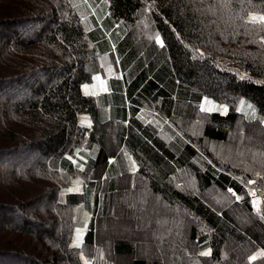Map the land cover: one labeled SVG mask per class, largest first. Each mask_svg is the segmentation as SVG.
<instances>
[{
  "label": "trees",
  "instance_id": "obj_1",
  "mask_svg": "<svg viewBox=\"0 0 264 264\" xmlns=\"http://www.w3.org/2000/svg\"><path fill=\"white\" fill-rule=\"evenodd\" d=\"M250 12L264 14V0H0V264H82L85 249L95 250L92 264H115L119 256L149 264L131 240L115 239L109 252L96 244L97 220L115 209L120 181L127 187L130 178L125 152L154 196L190 214V247L170 239L158 243L164 252L191 264H249L264 251V218L246 194L247 180L260 173L264 215V163L245 167L252 156L243 144L251 128L264 137V31L245 24ZM113 45L123 79H111L108 94L85 95L82 85ZM203 97L228 113H201ZM241 99L254 120L235 110ZM233 131L235 143L226 145ZM76 155L83 171L67 159ZM185 169L195 195L170 182ZM72 174L89 180L78 193L66 191ZM214 188L229 199L227 208L200 197ZM234 210L251 224L240 227ZM77 228L79 249L70 247ZM233 243L241 256L229 251Z\"/></svg>",
  "mask_w": 264,
  "mask_h": 264
},
{
  "label": "rangeland",
  "instance_id": "obj_2",
  "mask_svg": "<svg viewBox=\"0 0 264 264\" xmlns=\"http://www.w3.org/2000/svg\"><path fill=\"white\" fill-rule=\"evenodd\" d=\"M117 59L118 56L114 50L111 56H106L98 59L97 68L95 71H93L92 77L95 75H101L102 78L107 81L108 89L109 84L111 83V79L122 76V68L120 62L118 66L115 63ZM109 66L112 67L114 75L108 74ZM84 85L89 86L88 91L95 90L99 93L98 95L104 93L108 94L109 92L101 91L98 87L99 82L93 81V79L91 80V82L84 83L82 85L81 89L83 93L85 92ZM93 85H97V87L93 89ZM82 116L87 117V115H79V122ZM112 130L108 131V139L115 138L114 128H112ZM192 135L194 136V133ZM236 135V131H233L229 137V142L226 145H231L232 142L235 143ZM243 144L248 146V148L250 149V154L252 156V161L250 160V164L252 165L248 164L247 166H245L243 164V166L248 167L258 165L257 167H260L259 164H256L255 160H262V162L264 163V137L259 133L258 130H256L255 128H251L250 130H248V132H246V136L243 139ZM137 167L139 171L140 166L138 164ZM245 167H242L241 165V168L247 170V168ZM138 171L135 174H132L129 169L124 170V172L126 174H129L130 176V178H128L127 187L124 185L123 180L120 181V185L118 187L120 189V192L116 199L117 205H115V209L109 212L108 217L97 220V247H104L109 252L115 239L131 240L136 245V256L138 258L146 260L149 264L154 263V261L156 260L160 262V264H191L188 262L192 261L191 258H186V255H178L177 257H175L170 253L164 252V250L160 248V246H158V243H164L166 242V240L169 241L170 239H177L179 243H182L183 246L189 248L190 246L188 245V231L192 224V221L190 223V214L186 210L180 209L176 206H172L171 204L166 203L162 198L154 196L150 192L151 190L149 189L145 178L140 175V177L136 176ZM253 179L257 181L256 186L254 187L262 190V186H260V181L257 175L253 176ZM75 180H81L84 181V183L89 181L82 175L72 174L71 184L69 188L76 186L73 183ZM170 182L173 183L174 186L183 193L190 195L196 194V182L194 175L186 169L175 171V173H173V177L172 175L170 177ZM84 183L79 185L80 189L81 186L84 185ZM248 187L249 186H247L246 190L247 195ZM199 195L201 198L207 201L209 205L215 208L225 209L230 203L229 199L225 195H222L215 188L202 192ZM250 198L251 200L254 199V197ZM120 204L122 205V209L118 207ZM126 209L130 210V212L135 211L136 217H129L127 215L128 210ZM231 212L233 218L240 227H246L251 224V220L247 217L246 212L241 210H234ZM74 213L77 215L80 213V206L74 209ZM125 216H127L128 219ZM139 220H141V222H139ZM178 228L180 229V233H177ZM229 248L230 252H235V250L239 252V254L237 253V257L241 256V252L244 251V249L242 250V248L240 250L237 249V246L234 243L229 244ZM245 248H248V245H245ZM84 253H86L89 258L92 254L95 255V250L88 253V250L85 249ZM232 254L234 256L233 252ZM130 258L132 257L119 256L118 258L114 259V261L115 264H129ZM89 259L92 262V259Z\"/></svg>",
  "mask_w": 264,
  "mask_h": 264
},
{
  "label": "snow or ice",
  "instance_id": "obj_3",
  "mask_svg": "<svg viewBox=\"0 0 264 264\" xmlns=\"http://www.w3.org/2000/svg\"><path fill=\"white\" fill-rule=\"evenodd\" d=\"M83 3L85 4H89L90 0H83ZM93 15H96L95 12L92 13ZM97 23H99V21H97ZM245 24H251L256 28H259L261 31H264V14H254V13H249L247 16V19L245 20ZM155 42L157 44H159L161 47H164L163 41L160 39V36L157 34L155 37ZM251 42H256V41H249ZM258 43H260L261 45H264V36H261L260 40L258 41ZM113 50H115V45H113ZM196 51L199 52V50L197 49ZM200 57H203V53L200 52L199 53ZM116 65H119V60L117 59L115 61ZM108 74H113V69L111 66L108 67ZM118 79H123V76H119L117 77ZM244 76H241V79H244ZM93 81H98L99 85L98 87L100 88L101 91L103 92H108L109 89L107 87V81L105 79L102 78L101 75H95L92 77ZM93 89H95L97 87V85H93L92 86ZM89 86L88 85H84V89L85 95H91V96H95L98 95L99 93L96 92L95 90L93 91H88ZM239 105L240 107H237L235 110L240 113L242 116H244L246 119H248L249 121L254 120L255 116L252 115L250 116L248 114V112L245 110V101L243 99H241L239 101ZM247 109H252V105L248 104ZM199 111L201 113H206V114H211L214 112H220V114H227L229 111L228 106L226 105H218L217 103H215L212 99H210L209 97H203L201 98V102L198 105ZM254 111V110H253ZM141 112H143V109L141 110ZM137 118L139 119H143L144 117L142 115L138 116ZM153 121L149 120L148 123H152ZM157 124L160 123V121H156ZM164 123H169L167 120H164ZM260 125L264 126V119H261L259 121ZM80 126L81 127H87L89 129H91L92 127V123L91 121L86 117V116H82L80 118ZM78 152L80 150H77ZM125 157L127 158L128 163V168L130 170V172L132 174H135L138 171V167L136 162L132 159V157L130 155H128L126 152L124 153ZM67 159L70 161V163L74 166L77 167L78 171H83L84 170V165L83 163H78L79 160H82L83 157L76 155L75 158L73 156H68ZM116 161L114 158H109V164H114ZM257 176L260 177V173H257ZM264 178V177H261ZM76 186L72 187V188H68L66 191L69 193L72 192H80V187L79 185L83 184L84 181L81 180H75L73 182ZM247 186L248 187V195L250 197H254V199L251 200V205L252 208L255 210V212L258 215H261L262 218H264V215L261 214V204H262V200L260 199L261 196V192L262 190L254 187L257 183L256 180L254 179H248L247 180ZM229 191L232 193V195L235 197V199L237 201H240L243 199V197H241L240 195H238L236 192L232 191L231 189H229ZM84 228H87V224L84 225ZM82 236H83V230L80 228L76 229V237L73 240L72 244L70 245V247L79 249L83 243L82 241ZM211 255V250H206V251H200L199 252V256L201 257H208ZM80 260L82 261V264H92L91 260L88 258V255L84 252L80 253ZM100 259H103V256L101 255L99 257ZM258 258H264V251H258L256 252L254 255L249 256V264H252L253 261H256Z\"/></svg>",
  "mask_w": 264,
  "mask_h": 264
}]
</instances>
